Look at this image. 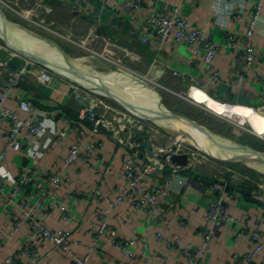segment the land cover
Returning a JSON list of instances; mask_svg holds the SVG:
<instances>
[{"label":"built area","instance_id":"1","mask_svg":"<svg viewBox=\"0 0 264 264\" xmlns=\"http://www.w3.org/2000/svg\"><path fill=\"white\" fill-rule=\"evenodd\" d=\"M46 1L51 0H25L26 3H21L20 0H0V10L8 7L14 15L34 25L36 23L32 17L36 11L44 14L50 12L45 4ZM118 1L127 7L130 14L138 13L142 7L140 0ZM225 1L230 2L232 7L247 3L251 5V19L244 34L228 33L224 37V43L218 45L182 14L181 6H172L168 12L152 13L149 16L141 29L140 42L143 45L157 44L159 50L187 48L191 51L193 58L202 56L205 68L202 70L203 76L194 78L192 85L207 91L209 88H219L224 84L220 72L213 66L220 56L221 47L225 46L232 51L238 48L242 54L241 66L244 65V69L236 72L235 84L244 85L241 86L243 90L250 88L245 85L248 84L249 77L252 75L259 89L250 94L248 92L249 104L215 102L225 108L224 114L230 115V119H233V122H221L231 123L230 125L238 131L237 136L233 138L235 142H230L231 146L239 142L240 136L246 135L254 136L264 144V74L256 66L258 59L264 61V51L259 50L254 43V37L261 34V26L264 22L263 0ZM228 14L234 21L241 19L235 10ZM217 18L218 16H216V22ZM238 41L242 42L240 47H238ZM74 42L85 49L90 42H96L97 47L89 51L92 54L97 55L100 52V56L105 55L104 60L107 66L101 75L123 76L125 74L136 82V85L130 82L128 86H124L125 79L115 78L120 80L119 87L125 95L121 97V105H114L94 92L98 89L91 90L75 80L73 94L79 104L76 111L79 123H73L66 116H62L61 110L52 112L59 115L60 120L70 127L71 134L74 136L68 154L63 159V168L60 171L51 172L33 165L18 176L14 186L0 173V194L11 206L13 221L11 236L17 237L24 228H29L28 240L17 246L14 255L5 258V264H41L54 251L66 253L71 257L72 264H89L90 257L99 250L101 241H105L125 259L150 264H172L167 255L150 251L149 242L145 236L135 235L124 238L112 227L110 223L112 211L126 201H130L137 213L143 214L155 225L157 229L155 239L168 252L177 253L184 258L185 264H202L213 243L212 228L240 223L237 217L224 208V202L238 200L237 194L226 192L224 187L213 180L239 187L251 193L253 197L264 200V173L256 172L258 176L253 177L247 171L234 166L237 160L232 158L225 160L210 153L201 139L210 140L213 136L217 138L212 139L219 138L224 141V136L210 130L208 125L198 126L185 116L171 115L159 107L157 108L161 112L158 113L151 110L143 111L133 105L132 93L136 92L135 86H143L148 90H153L155 87L164 88L157 78L169 73L186 84L191 79L185 72L173 69L168 63L163 66L154 62L148 75L154 81L149 82V79L119 63L117 50L107 54L108 43L100 44L91 35ZM2 52L4 55L0 58V127L6 126V128L2 134L5 148L0 150V166L6 159L7 152L19 153L29 147L44 132L46 119L52 116L51 113L41 114L35 100L25 98L17 92L21 83L26 80L33 62L23 59V62L16 63L15 59L18 56L21 57V54L0 43V54ZM112 66L116 67L117 71L111 70ZM41 72L42 77L47 81L52 76H59L54 69L51 72L48 69ZM151 72L155 73V78L150 75ZM66 78L69 79V75L66 74ZM104 85L106 84L98 83L95 87ZM241 87L240 90H242ZM137 97L139 98V94L134 95V98ZM10 100L14 101L16 108L9 106ZM235 108L250 110L249 117L255 114L259 118V123L254 125L249 117L242 118L236 112L230 111ZM59 136L68 138L65 131L60 132ZM103 136L124 149L123 170L118 177L123 184L116 188L118 192L114 197L105 194L103 189L108 167L97 165L102 160V154L106 149V143L101 139ZM236 148L239 147L236 146ZM243 149L251 153L250 156L255 159H260L254 151L245 147ZM174 156H186L187 164L174 163L172 161ZM241 161L248 166L256 165L250 158H243ZM83 167H86L91 177L97 176L98 179L78 191L71 190L67 194L68 198L86 201L87 206L95 203L105 205L97 213L96 225L90 229V245L86 254L78 256L71 248V231L51 229L47 220L58 211L66 226L74 222V217L59 191L66 185L74 184L72 173L79 177L83 176ZM199 169L207 170V177L211 180L209 190L212 195L208 197V208L204 215L205 221L211 226L198 228L199 244L187 247L181 237L172 231L174 223L177 227L184 228L187 226V221L182 217H176L175 222L170 219L169 210L165 209V202L173 195L187 197L193 188L189 173L198 172ZM52 189L54 192H51ZM32 192L35 197L31 201ZM0 236H5L1 227ZM245 237L253 243V246L246 252L237 253L234 264H247L257 258H261L264 264V241L262 240L264 223L261 225L260 222L259 226L254 228L248 224L240 226L236 240ZM48 244L51 245L50 248Z\"/></svg>","mask_w":264,"mask_h":264},{"label":"crops","instance_id":"2","mask_svg":"<svg viewBox=\"0 0 264 264\" xmlns=\"http://www.w3.org/2000/svg\"><path fill=\"white\" fill-rule=\"evenodd\" d=\"M20 1L21 3H26L24 2L25 0ZM140 1L142 3L141 10L136 14H130L127 7L118 0H51L45 2L50 9L49 13L44 14L43 12L36 11L32 18L36 23L34 24L35 26H40L41 29L49 30V32L51 31V33L62 38L64 41L72 43V45L79 49H84L88 54H92L89 51L90 49L93 50V48L97 47L96 42H90L89 44L93 43L94 46L91 45V47L88 44L90 47L85 49L76 45L73 40L68 38L78 41L79 39L91 35L100 44L108 43L107 54L115 50L121 54V51L125 52V50H127L130 51L132 55H136L138 59L148 58L147 64L149 65L147 70H149V73L154 62H156L163 66L168 63L173 69L185 72L189 75L191 81H187L186 84L171 76L170 73L161 78L156 77L157 81L161 82L164 87L171 91H173L170 89L171 87L165 86V83H168L169 86H172L171 83L181 86L190 96L194 97V99L197 98V100L201 102H204L203 100L209 96L211 100L208 104H219L217 102H240L249 104V94L258 90L259 87L255 83L252 75L249 77L248 84L245 85L250 88L243 90L241 86L244 85L237 86L235 84L236 72H239L240 69H244V65L243 67L241 66V60H243L242 54L239 52L238 48L236 51H232L225 46L221 47L220 56L213 66L220 72L224 84L219 88H209L207 91L199 88L197 85H192V80L194 78L203 76L202 70L205 68L202 62V56L193 58L191 56V51L187 48H166L164 50H159L157 44L143 45L140 42L141 29L152 13L162 14L168 12L172 6H181L182 14L193 25L201 28L207 36L214 40V42L221 45L224 43V37L228 33H245L247 24L251 19V5L249 3L232 7V4L225 0H186V2H181V0ZM232 10H235V12L241 16V19L237 21L232 20L228 14ZM262 13L264 17V0ZM216 16H218L217 22ZM14 17L20 20V22H26L27 25L29 24V27L33 25L30 24V21L17 15H14ZM10 23L20 29L14 23ZM49 24L53 25L55 28H59L63 33L53 32ZM61 43L62 42L59 41L57 43L58 46H54L55 49L43 43L37 50L46 56V50L49 49L53 52L49 53L51 54L50 56L55 59L58 58L55 57L57 55L54 50L62 57L64 56L61 52H65L77 58L76 62L82 60V52L74 53L71 44L68 43L71 46H65ZM254 43L259 50L264 51V22L261 26V34H257L254 37ZM241 44L242 42L238 41V47H240ZM22 46L23 48L20 47V49L11 47L13 50L17 51L18 54H21V57L18 56L15 62L19 63L20 61L23 62V59H27L33 63L31 62V64L29 62L31 68L26 75V80L21 83L17 92L21 93L25 98L35 100L41 114L45 115L51 113L52 116L46 119L44 132L36 138L29 147L19 153L7 152L6 159L0 166V173L9 179L10 184L13 186L16 184L18 176L26 172L33 165H38L51 172H57L63 168V159L68 154L69 147L74 141V136L71 134L70 127L60 120L59 115L53 114L52 112L61 110L62 116H66L73 123H79L76 114L79 104L73 94L76 81L73 76L74 73L71 71L72 68L68 66V69L62 72V70H58L56 67L58 62H52L53 60L51 59L49 62V59H43L40 54L33 53L31 50L34 48V45L31 42L25 44V47H27L26 50L24 49V45ZM73 53L75 55H73ZM3 55L4 52L0 54V58H2ZM36 56L43 60L36 58ZM256 66L264 74V61L258 59ZM77 67L79 68L76 69L82 72L89 69L83 63H80ZM44 69H49L50 71L54 69L61 77L52 76V78L47 81L41 75V71ZM129 69L132 70L131 67ZM69 71L71 74L68 73ZM133 71H135V69ZM153 73L154 72H151L150 75L155 78V73ZM66 74L69 75V79L66 78ZM63 77H65V80ZM119 84L120 81H117L112 86L106 84L102 88H106L112 96L114 93L117 94L116 92L119 93ZM240 87L242 90H240ZM113 98L118 103L122 100L121 96L115 95ZM9 106L16 108V104L13 100L9 101ZM253 123L257 125L259 123V118L253 119ZM81 125L88 129L85 124L81 123ZM5 128L6 126L0 127V150L5 148L4 141L2 140V134ZM62 131L67 133V139L59 136V133ZM101 139L105 141L106 149L102 154V160L97 163V165L108 167L103 189L105 194L114 197L118 192L116 188L123 184L119 181L118 177L123 170L122 156L124 149L111 143L104 136L101 137ZM237 168L240 169V167ZM82 170L83 176L79 177L72 173L74 184L72 186L66 185L63 190L59 191L65 205L74 217V222L66 226L58 211L47 220L48 226L51 229H67L71 231V248L78 256H84L86 254L87 248L90 245V229L96 225L97 213L102 210L105 205L103 203H95L87 206L86 201L68 198L67 194L70 193L71 190L78 191L98 179L97 176L91 177L86 167H83ZM207 172L208 171L205 169L198 170V173L203 177L192 181L193 188L187 197L183 198L173 195L168 197L165 202V209L169 210L168 217L170 219L175 222L176 217H182L187 221V226L184 228L177 227L176 223L172 226V231L181 237L187 247H193L199 244L200 238L197 235L198 228L211 226L207 224L204 219V215L208 208V197L212 195L209 190L211 180L207 177ZM247 172L253 177L258 176L254 172ZM51 192H54V190L52 189ZM229 193L234 194V192ZM235 194H237L238 200L224 202V208L228 213L237 217L240 223L233 226L212 228L214 233L213 243L207 256L203 259L202 264H234L237 253L246 252L253 246V243L246 237L238 241L236 240L239 227L243 224H248L254 228L255 226H259L260 222L261 225L264 223V200L260 199L262 202H258V200H256L258 198L253 197L251 193ZM247 196H251V198L248 199ZM34 197L35 194L32 192L30 200L32 201ZM11 215V206L9 202L0 194V227L5 232V236H0V264H5V258L14 255L17 246L29 238V228L27 227L24 228L17 237L11 236L13 224ZM110 223L112 227L119 232L121 237L128 238L135 235L145 236L148 239L151 252L167 255L172 264H185L184 258L177 253L168 252L162 244L156 241L155 234L157 229L155 225L143 214L137 213L130 201L124 202L121 206L112 211ZM262 240L264 241V237ZM48 247L50 248L51 245L48 244ZM72 263L71 257L66 253L54 251L41 264ZM89 264L150 263L125 259L105 241H101L99 250L90 257ZM247 264H262V260L261 258H257Z\"/></svg>","mask_w":264,"mask_h":264},{"label":"rangeland","instance_id":"3","mask_svg":"<svg viewBox=\"0 0 264 264\" xmlns=\"http://www.w3.org/2000/svg\"><path fill=\"white\" fill-rule=\"evenodd\" d=\"M0 19H3V20H0V43L1 44L5 43V45L10 50H13L11 47H17L19 49H20V47L23 48L22 45H24V49L26 50L27 47H25V44L26 43H30V42L34 45V48H32L31 51L33 53H35V54H37L36 53L37 48L40 47V45H42L43 43L44 44H48L53 49H55L54 46H56V45L58 46L57 43L59 41H61L62 42L61 44H64L65 46H71L72 45V43L64 41L62 38H60V37L56 36L55 34L51 33V31L49 32V30L41 29L40 26L31 25L29 27L28 26L29 24L27 25V23L25 21H24L25 23L20 22V20H18V19H16L14 17V14L12 13L11 10H9L8 7L7 8L6 7L1 8V10H0ZM4 20H6L9 23L12 22L15 25H17L20 28L21 34L19 32H17V31H15V29L13 30V27L10 26L8 23H6ZM49 26H51L50 28L52 29L53 32H61V33H63L62 31H60L59 28H55L53 25H50V24H49ZM8 30H10V31H8ZM13 31H15V32H13ZM23 32L27 33L28 37L23 36ZM44 36H46L48 38H46ZM68 39H71V40L75 41L72 38H68ZM35 40L38 41V42L37 41L36 42L39 45L35 42ZM68 43L71 44V45H69ZM89 45L90 46L91 45L94 46L93 43H91ZM89 45L87 44L86 48L90 47ZM72 46H71V48H72L74 53L75 52L76 53H81L82 52V55H81L82 60H79L78 62L85 64L89 68L87 71L82 72V71H79V70L76 69V68H79L77 66L80 65V63L76 62L77 58L73 57L72 54L68 55L65 52H64L65 54L63 52H61V54L64 56V57H62L56 50H54V51H55V53L57 55L61 56L62 58L66 59L67 62H69V65L72 68V72L74 73L73 76H74L75 80H77L79 82H82V83L86 82V83H83V84L90 85V86H92V85L96 86L98 83L109 84L110 86H112L117 81H120V80L115 79V78H121L120 76H109L108 78L100 76L105 71V67L107 66V63L104 60L105 55L100 56V52H98L97 55L96 54H88L84 49H79V48L75 47L74 45H72ZM102 46L104 47L105 45H102ZM90 50H92V49H90ZM93 50H94V48H93ZM46 51H47L46 54L44 53L46 55V57H42V58L43 59L47 58V59H49V62H50V58H48V56H50L49 53H53V52L51 50H49V49H47ZM74 53H73V55H75ZM36 58H38L40 60H43L42 58H40L38 56H36ZM147 60H148V58L138 59L136 57V55H132V53L130 51H127V50H125V52L121 51V54L119 53V59H118L119 63H121L125 67H129V68L131 67L132 70L135 69V71H137V73L141 74L146 79H149L150 80L149 82H151V81H154V79H152V78H150L148 76L149 75V70H147V69H148V65L149 64H147L148 63ZM67 69H68V67H66V70ZM111 70L117 71V68L112 66ZM124 76L125 75H123L122 77H124ZM63 78L65 80V77H63ZM125 79L127 80V82L125 83L124 86H128L127 83H130V82L132 83V85H136V82H133L132 79L128 78L127 76H125ZM164 85L169 87V88L171 87L170 89H172L173 92H171L169 90H166L167 88H165L164 86L163 87L165 89L162 88V87H160V88L159 87H155V89H153V94H154L153 95V101L158 105L159 108H162L165 111L170 113L169 109H173L174 106L178 107L180 109V111L186 112L189 115V117H191V118L187 117L189 119V121H192L193 123H197L198 126H202V127H205L207 125L205 123V120H204L205 118L204 119H195L194 118L195 116H194L193 112L188 110V106H195V107L199 108L200 110H203V112L212 115L213 118L217 122L218 121L219 122H221V121H228V122L231 121V122H233V119H230L231 118L230 115H226L223 112H219V111L209 107L208 102L211 100L209 96H207V98H205L203 100L204 102H201L200 100H197V98L194 99V97L190 96V94L187 93L185 90H183V88L181 86L173 85L172 83H171L172 86H169L168 83H165ZM137 86H139V85H137ZM140 87H142L144 89H146V88L143 87V86H139V88L137 87L142 92L141 94H143L145 97H148L149 95L147 96L145 93H143L144 90L141 89ZM93 88H96V87H93ZM93 88H91V90ZM124 90H125V87H124ZM118 91H119V93L116 92L118 95L114 93V95L111 96L110 92L106 88L98 89L97 91L94 90L95 93H98L99 95L104 97L105 100H107L108 102H110V103H112L114 105H121V103L116 102L113 97L115 95L119 96V97L120 96L123 97L125 95V93L122 92L123 90L120 87H118ZM159 92H161V93H159ZM162 93H164V94L168 93V94L163 95ZM137 94H139V98L138 97L134 98V95H137ZM141 94H140V92L137 89H136V92L132 93V98H133L132 101L134 103L133 105L139 107L143 111H146L147 109L151 110L152 109L151 106L147 103V101L145 100L143 95L141 96ZM160 95L161 96L163 95L165 97H161ZM170 95L175 97V98L170 97ZM158 97H160V98H158ZM163 99H164V104L166 106L163 104ZM137 100H139V101H137ZM158 100L160 101V103H159ZM190 100L192 101V103H191ZM168 102L169 103H173L174 106L168 105ZM151 111H153V110H151ZM159 112H160V110H159ZM178 115L179 114H175V116H178ZM179 116H181V115H179ZM204 124H206V125H204ZM228 124L230 125L231 123H228ZM208 128L210 130L215 131L218 134L222 135L221 131H219L218 129H215V128L210 127V126H208ZM223 130L225 131V133H227L225 135H229L228 134L229 132H226L227 129L223 128ZM222 137H223V135H222ZM223 139H224V141H226L228 143L227 144L228 146H231L230 142H235L233 140V137H229L228 138V137L224 136ZM203 144L207 147V150L210 153H212V154H214V155H216V156H218L220 158H223L225 160L226 159L229 160V158L237 160V162H235L234 164L237 167L239 166L240 169H242L243 171L264 172V168H262V165L260 166L261 163L256 164L255 166H248V165H245V164L241 163L242 162L241 160L243 159V157H238V158L233 157V155H234L233 153L234 152H238V151H234V150L229 149V148H224V147L219 146V145H211V144H208V143H203ZM232 146L233 147L237 146V147H240V148L243 147L240 142H238L236 145H232ZM251 147H253V148H251ZM251 147L250 148L252 150L256 151L258 154L260 153L259 155H261L264 158V149L263 148L262 149L258 148L255 144H251ZM219 149H224L225 151L219 150ZM247 155H249V154H247ZM250 155H252V154L250 153ZM251 157H253V156H251ZM253 158L255 159V157H253ZM251 161H252V163L255 162L253 160H251Z\"/></svg>","mask_w":264,"mask_h":264},{"label":"bare ground","instance_id":"4","mask_svg":"<svg viewBox=\"0 0 264 264\" xmlns=\"http://www.w3.org/2000/svg\"><path fill=\"white\" fill-rule=\"evenodd\" d=\"M9 24V23H8ZM10 26H12L13 27V30L15 29V31H17V32H19L20 34H21V32H20V29H18V28H16L15 26H13L12 24H9ZM8 31H10V30H8ZM15 31H13V32H15ZM8 33V32H7ZM23 36H25V37H28L27 36V33H25V32H23ZM37 40H35V42H36ZM38 42V41H37ZM36 42V43H37ZM38 44V43H37ZM36 53L37 54H40L42 57H46V56H44L43 54H41L38 50H36ZM51 55V54H50ZM57 55V54H56ZM58 59H55V58H53V57H51V56H48V58H50L51 60H53L52 62H58V64H56V67H57V69L58 70H62L63 72H65L66 71V67H68V66H70L69 65V62H67V61H65L66 59H64V58H62L61 56H56ZM49 61V60H48ZM74 61V60H73ZM73 63V62H72ZM78 63V62H77ZM76 63V64H77ZM125 75V74H124ZM100 76H102V77H106V78H108L109 76H105V75H100ZM99 76V77H100ZM121 78H123V79H125V76L124 77H122V76H120ZM113 80V79H112ZM126 80V79H125ZM116 82V81H115ZM126 82H127V80H126ZM83 83H86V82H83ZM82 82H80V84H82V85H84L85 87H87V88H93V87H95V85H92V86H90V85H86V84H83ZM127 84H129V83H127ZM139 88V86H136L135 88L140 92V94L142 93L138 88ZM141 89H143L144 91H143V93H145L148 97H145L143 94H141V96L143 95V97L145 98V100L147 101V103L151 106V110H153V111H155V112H158L159 113V108H157L158 107V105L153 101V90H148V89H144V88H142V87H140ZM137 101H139V100H137ZM209 105V107H211V108H213V109H215V110H217V111H219V112H223L224 110H225V108L224 107H222L221 105H219V104H215V103H210V104H208ZM147 107V106H146ZM148 110H150V109H147L146 111H148ZM231 112H236V114H239L238 116H241L242 118H245L246 116L247 117H249V113H251V111L250 110H247V109H243V108H235V109H231L230 110ZM161 112V111H160ZM250 120H251V122L253 123V119H255V118H258L255 114H252L250 117ZM165 124H166V122H164ZM254 124V123H253ZM200 138H201V136H199ZM212 138H217V137H213V136H211V138H210V140H212V141H210L209 139L208 140H206V139H201V141L203 142V143H208V144H211V145H219V146H222V147H224V148H229V149H232V150H234V151H238V152H234L233 154V157H236V158H238V157H243V158H250L251 160H253V161H255V162H257V164H259V163H261L260 161H256V159H254L253 157H251V156H249L250 155V153L249 152H247L245 149H243V148H236V147H233V146H228L227 144V142L226 141H223V140H219V138L218 139H212ZM216 141V142H215ZM209 149V148H208ZM219 150H223V151H225L224 149H219ZM240 150V151H239ZM247 154H249V155H247ZM261 166V165H260ZM258 167V166H257ZM259 168V167H258ZM262 168H264V165H262Z\"/></svg>","mask_w":264,"mask_h":264},{"label":"trees","instance_id":"5","mask_svg":"<svg viewBox=\"0 0 264 264\" xmlns=\"http://www.w3.org/2000/svg\"><path fill=\"white\" fill-rule=\"evenodd\" d=\"M39 45V44H38ZM63 72V71H62ZM158 92V91H157ZM162 92V91H161ZM161 92H159V93H161ZM158 93V94H159ZM165 93V92H164ZM164 93H162L163 95H166V94H168V93H166V94H164ZM157 94V95H158ZM156 95V96H157ZM161 96V97H165V96ZM170 97H172V98H175V97H173V96H171L170 95ZM158 98H160V97H158ZM165 99V98H164ZM164 99H163V104H164ZM159 101V100H158ZM157 101V102H158ZM159 103H160V101H159ZM165 105V104H164ZM168 105H171V106H174V104L173 103H169L168 102ZM166 106V105H165ZM177 106V105H176ZM188 110L189 111H192L193 112V114H194V118L195 119H204L205 120V123L208 125V126H210V127H213V128H215V129H218L219 131H221V134L223 135V136H225V137H235V136H237V133H238V131L237 130H235V128L234 127H232L231 125H229L228 123H226V122H217L214 118H213V116L212 115H206L205 114V112H203L202 110H200L199 108H197V107H195V106H188ZM169 111H170V113H172V114H179V115H182V116H185V117H188V118H191V117H189V115L186 113V112H182V111H180V109L178 108V107H175L174 106V108L173 109H169ZM209 123V124H208ZM223 128H225V129H227V131L226 132H229L228 134L229 135H225V134H227V133H225V131L223 130ZM224 131V132H223ZM239 142L242 144V146H245V147H251V144H255L258 148H263L264 149V144H262L261 143V141L260 140H258L256 137H254V136H251V135H246V136H240V138H239ZM251 148H253V147H251ZM250 148V149H251ZM239 167V166H238ZM256 175H258L256 172H254ZM247 198L248 199H250L251 198V196H247ZM256 200H258V202L260 201V203L262 202V200H260V199H256ZM252 201H254V200H252Z\"/></svg>","mask_w":264,"mask_h":264},{"label":"water","instance_id":"6","mask_svg":"<svg viewBox=\"0 0 264 264\" xmlns=\"http://www.w3.org/2000/svg\"><path fill=\"white\" fill-rule=\"evenodd\" d=\"M0 20H3V19H0ZM6 23H9V22H7L6 20H4ZM9 24H11V23H9ZM65 61H67V60H65ZM72 71V70H71ZM69 74H71L70 73V71L68 72ZM103 86H101V87H96V88H93V89H100V88H102ZM169 113V112H168ZM169 114H171V113H169ZM171 115H175V114H171ZM245 146H243V148H244ZM245 148H247V149H250V148H248V147H245ZM250 150H252V149H250ZM252 151H254V150H252ZM255 153H257L256 151H254ZM260 154V153H259ZM258 153H257V156L260 158V159H258V161H260L261 162V165H264V158L261 156V155H259ZM172 161L174 162V163H178V164H182V165H186L187 164V157L186 156H174L173 157V159H172ZM256 161H257V159H256ZM256 164H257V162H255ZM189 176L191 177V180L193 181V180H197L198 178H201V177H203V176H201L198 172H196V171H191L190 173H189ZM213 182H216V183H218V184H220L222 187H224V189L226 190V192H234V193H238V194H249V192L248 191H245V190H243V189H241V188H239V187H236V186H233V185H229V184H225L224 182H222V181H219V180H213Z\"/></svg>","mask_w":264,"mask_h":264}]
</instances>
